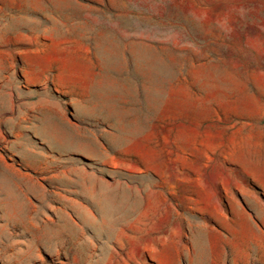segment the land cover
Instances as JSON below:
<instances>
[{"label":"rangeland","instance_id":"obj_1","mask_svg":"<svg viewBox=\"0 0 264 264\" xmlns=\"http://www.w3.org/2000/svg\"><path fill=\"white\" fill-rule=\"evenodd\" d=\"M243 238L264 264V0H0V264Z\"/></svg>","mask_w":264,"mask_h":264},{"label":"crops","instance_id":"obj_2","mask_svg":"<svg viewBox=\"0 0 264 264\" xmlns=\"http://www.w3.org/2000/svg\"><path fill=\"white\" fill-rule=\"evenodd\" d=\"M44 128H46V129H48V126H47V124L44 126ZM50 134V133H49ZM238 247H239V251H240V257H245V259H241L240 261L242 262V261H244V263L246 264L247 263V260H246V258H247V254H246V249H247V239H241L240 240V242H239V245H238ZM262 247H263V249H264V245H262Z\"/></svg>","mask_w":264,"mask_h":264}]
</instances>
